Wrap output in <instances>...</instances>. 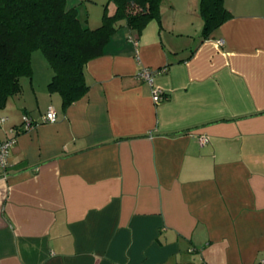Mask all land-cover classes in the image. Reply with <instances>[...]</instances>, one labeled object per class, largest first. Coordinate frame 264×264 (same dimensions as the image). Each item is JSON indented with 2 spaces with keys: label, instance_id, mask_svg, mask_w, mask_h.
Masks as SVG:
<instances>
[{
  "label": "crops",
  "instance_id": "0c3cea01",
  "mask_svg": "<svg viewBox=\"0 0 264 264\" xmlns=\"http://www.w3.org/2000/svg\"><path fill=\"white\" fill-rule=\"evenodd\" d=\"M72 1L88 24L106 0ZM223 3L230 16L206 38L200 0H162L140 32L121 25L66 108L32 52L0 108V140L14 139L0 264H264V0Z\"/></svg>",
  "mask_w": 264,
  "mask_h": 264
},
{
  "label": "trees",
  "instance_id": "16d2710c",
  "mask_svg": "<svg viewBox=\"0 0 264 264\" xmlns=\"http://www.w3.org/2000/svg\"><path fill=\"white\" fill-rule=\"evenodd\" d=\"M161 1L106 0L100 25L90 28L68 0H0V108L20 92V77L32 74L35 50L52 68L48 88L66 108L87 91V62L104 53L121 25L140 32L159 20ZM200 14L204 38L230 16L223 0H200Z\"/></svg>",
  "mask_w": 264,
  "mask_h": 264
},
{
  "label": "built area",
  "instance_id": "2783aa9c",
  "mask_svg": "<svg viewBox=\"0 0 264 264\" xmlns=\"http://www.w3.org/2000/svg\"><path fill=\"white\" fill-rule=\"evenodd\" d=\"M155 72L156 71L154 69L148 67H141L137 72V76L148 81L151 84ZM165 97L166 96L158 88L152 87V98L155 102H159L165 99ZM55 119H56V112L52 106H49L44 115V120L54 121ZM3 120L4 118L1 117L0 121ZM22 120H23L24 129L27 130L33 126V121L31 117L28 116L27 114H23ZM207 141H208V136L202 135L199 137V142L201 144L206 143ZM13 143H14L13 138L0 140V168L2 169L3 173L6 171V168L8 166L9 150Z\"/></svg>",
  "mask_w": 264,
  "mask_h": 264
},
{
  "label": "rangeland",
  "instance_id": "374dc122",
  "mask_svg": "<svg viewBox=\"0 0 264 264\" xmlns=\"http://www.w3.org/2000/svg\"><path fill=\"white\" fill-rule=\"evenodd\" d=\"M72 2H75V1H72ZM88 6L91 8L92 11H95L96 9H97L96 12H98V13H99V11H102V7L100 6L99 3H98V5L91 4V5H88ZM79 10H80V14H84V12L86 13L87 12V3H85L84 5H82ZM82 17H84V16H82ZM91 19H92V17H91ZM100 23H101V18H99V20L96 21V22H94L93 19H92L86 25H88L90 28H95L98 25H100ZM38 52L40 53L41 51L38 50ZM34 63H35V61H34Z\"/></svg>",
  "mask_w": 264,
  "mask_h": 264
}]
</instances>
